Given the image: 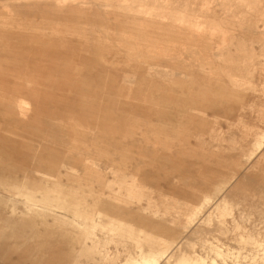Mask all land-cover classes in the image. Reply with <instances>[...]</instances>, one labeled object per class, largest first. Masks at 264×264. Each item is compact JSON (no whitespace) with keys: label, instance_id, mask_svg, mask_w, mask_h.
Instances as JSON below:
<instances>
[{"label":"rangeland","instance_id":"1","mask_svg":"<svg viewBox=\"0 0 264 264\" xmlns=\"http://www.w3.org/2000/svg\"><path fill=\"white\" fill-rule=\"evenodd\" d=\"M26 1L0 0V264H264V0H50L31 34Z\"/></svg>","mask_w":264,"mask_h":264},{"label":"crops","instance_id":"2","mask_svg":"<svg viewBox=\"0 0 264 264\" xmlns=\"http://www.w3.org/2000/svg\"><path fill=\"white\" fill-rule=\"evenodd\" d=\"M25 5V9H21L20 13L25 12L26 14V25L25 29L27 33L31 34L37 31L39 28L44 30L49 26L43 21L39 22L36 15L38 13H42L43 15L46 14L49 17V4L50 0H42V4L39 5L35 2V0H27ZM18 7V6H17ZM17 12V8L14 10ZM48 22V20H46ZM235 45V44H234Z\"/></svg>","mask_w":264,"mask_h":264},{"label":"bare ground","instance_id":"3","mask_svg":"<svg viewBox=\"0 0 264 264\" xmlns=\"http://www.w3.org/2000/svg\"><path fill=\"white\" fill-rule=\"evenodd\" d=\"M64 1V0H63ZM58 3V2H57ZM63 4H66V3H63ZM60 5H61V3H60ZM26 104H28V103H26ZM157 256H159V255H157ZM187 258V257H186ZM185 260V259H184ZM187 260V259H186ZM180 261V260H179ZM183 261V260H182ZM190 262V261H189ZM216 263V262H215ZM215 263H213V264H215ZM177 264H181V263H177ZM187 264H190V263H187ZM196 264V263H195ZM198 264H200V263H198Z\"/></svg>","mask_w":264,"mask_h":264}]
</instances>
